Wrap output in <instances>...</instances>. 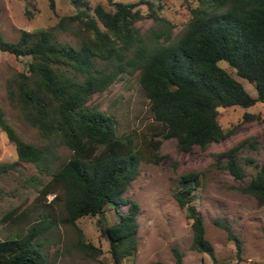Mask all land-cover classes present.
<instances>
[{
  "label": "trees",
  "instance_id": "16d2710c",
  "mask_svg": "<svg viewBox=\"0 0 264 264\" xmlns=\"http://www.w3.org/2000/svg\"><path fill=\"white\" fill-rule=\"evenodd\" d=\"M69 1L74 10L58 14L53 0H47L53 20L45 26L21 29L16 39L0 33L1 51L28 56L24 68L5 77L4 87L9 104L38 138V143L21 138L0 106V130L15 151L14 159L0 160V176L12 174L16 186L35 189L34 198L45 199L52 193L45 205L60 202L58 222L75 226L74 246L90 257L102 250L83 238L75 220L99 214L108 205L116 219L99 224V232L107 240L111 264H121L136 248L138 210V203L123 193L137 174L140 159L158 162L160 139H149V155L144 156L130 134L115 133L113 118L90 103L92 94L122 74L135 72L153 119L163 126L161 138L172 137L176 150L205 149L234 127L220 125L219 106L264 104V0H183V25L174 36L173 23L153 10L150 14L157 25L146 35L138 31L135 21L143 14L137 4L144 2L151 9L147 0H106L109 5ZM219 60L251 82L255 94ZM240 142L215 153L217 161L224 158L221 165L234 178L243 176L235 157ZM60 145L67 149L61 156ZM20 162L31 163L35 173H22ZM199 174L181 172L171 192L190 218V247L205 252L215 263L202 216L190 202ZM239 190L252 195L257 205L264 202V162ZM17 209L5 210L0 221L27 214L25 205ZM214 222L234 242L233 264H264L242 260L239 238L227 223ZM52 224H57L52 218L39 217L1 238L0 264H53L39 241ZM171 252L173 264H181V252L175 246ZM149 264L165 263L155 259Z\"/></svg>",
  "mask_w": 264,
  "mask_h": 264
},
{
  "label": "rangeland",
  "instance_id": "374dc122",
  "mask_svg": "<svg viewBox=\"0 0 264 264\" xmlns=\"http://www.w3.org/2000/svg\"><path fill=\"white\" fill-rule=\"evenodd\" d=\"M88 1L109 5L106 0ZM147 1L151 9L144 2L137 4L143 14L142 18L135 21L138 31L146 35L150 27L157 25L158 20L150 14L153 10L173 23L172 35H176L183 25V0ZM53 6L58 14L74 10L69 0H53ZM52 20L53 14L47 0H0V33L7 39H16L21 29L45 26ZM60 37L72 40L67 34ZM27 59L26 55L14 56L0 50V106L4 117L21 138L38 143L34 128L27 125L9 104L4 87L9 72L24 68ZM217 63L239 80L251 95L255 94L251 82L236 75L225 61L219 60ZM90 103L113 118L117 135L130 134L144 156L149 155V139H160L156 150L161 155L158 162L140 159L138 172L123 193L138 203V210L136 248L121 264H149L155 259L173 264L172 246L181 252V264H233L236 260L234 242L214 220L227 223L239 238L242 260L264 262V202L257 205L252 195L239 190V186L254 174L257 165L264 162L263 103L255 101L246 107L237 104L219 106L217 120L223 128L234 125L231 132L211 142L205 149L193 146L187 151L176 150L172 137L161 138L163 126L153 119L135 72L122 74L103 91L93 93ZM243 113L247 116H243ZM238 142L240 144L235 150V157L243 170V176L234 178L221 165L224 158L217 161L215 153ZM58 152L61 156L67 153V149L60 145ZM14 158V146L0 130V160ZM18 168L24 174L35 173L34 166L29 162H20ZM188 170L200 172L190 202L202 216L204 235L213 245L215 263L205 252L190 247V218L172 196L171 191L178 175ZM16 185L17 179L12 174L0 176V216L5 210L17 207L18 211L23 205L27 208V214L17 220H1L0 239L13 231H21L36 218L50 217L57 224L45 230L39 236V241L53 264H111L107 240L99 232V224L116 219L108 205L99 214L84 215L75 220L83 238L102 250L97 257H90L74 246L77 237L75 226L58 222L62 209L60 202L45 205L52 193H47L45 199L34 198L37 193L35 189Z\"/></svg>",
  "mask_w": 264,
  "mask_h": 264
}]
</instances>
